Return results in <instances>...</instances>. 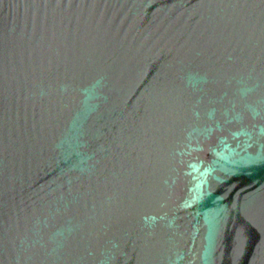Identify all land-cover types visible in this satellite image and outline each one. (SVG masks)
<instances>
[{"label": "water", "instance_id": "1", "mask_svg": "<svg viewBox=\"0 0 264 264\" xmlns=\"http://www.w3.org/2000/svg\"><path fill=\"white\" fill-rule=\"evenodd\" d=\"M0 264H264V0H0Z\"/></svg>", "mask_w": 264, "mask_h": 264}]
</instances>
